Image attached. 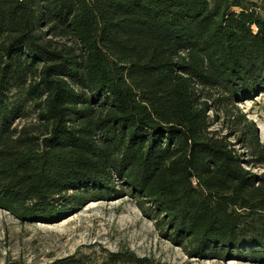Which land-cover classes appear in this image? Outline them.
<instances>
[{
	"label": "trees",
	"instance_id": "trees-1",
	"mask_svg": "<svg viewBox=\"0 0 264 264\" xmlns=\"http://www.w3.org/2000/svg\"><path fill=\"white\" fill-rule=\"evenodd\" d=\"M261 92L264 0H0V208L128 195L188 257L264 263V143L235 105Z\"/></svg>",
	"mask_w": 264,
	"mask_h": 264
},
{
	"label": "rangeland",
	"instance_id": "rangeland-1",
	"mask_svg": "<svg viewBox=\"0 0 264 264\" xmlns=\"http://www.w3.org/2000/svg\"><path fill=\"white\" fill-rule=\"evenodd\" d=\"M235 105L256 122L264 143V92ZM210 111L212 128L230 135L240 151L236 134L223 112ZM252 170L264 174L263 167ZM132 251L148 264H264L240 260L190 258L181 247L161 237L154 221L142 214L128 195L91 201L56 222L22 221L0 208V264H58L67 257L83 264H108L109 252Z\"/></svg>",
	"mask_w": 264,
	"mask_h": 264
}]
</instances>
